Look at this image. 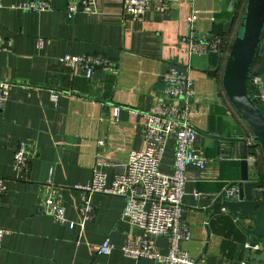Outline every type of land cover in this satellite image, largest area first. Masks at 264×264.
<instances>
[{
    "label": "crops",
    "instance_id": "0c3cea01",
    "mask_svg": "<svg viewBox=\"0 0 264 264\" xmlns=\"http://www.w3.org/2000/svg\"><path fill=\"white\" fill-rule=\"evenodd\" d=\"M29 1H46L50 9L29 13L13 8ZM244 2L151 0L140 19L129 20L122 13V0H92L93 13L71 19L68 0H2L0 42L6 49H0V80L12 87L0 108V177L7 188L0 198V228L7 232L0 264H152L119 250L124 242L144 237L120 218L123 200L101 194L85 197L74 186L90 181L96 158L106 163L100 170L109 183L118 172L114 165L124 164L130 151L144 149L142 115L163 101L162 75L170 66L186 65L192 90L186 120L196 135L190 148L204 164L201 170H185L179 218L189 239L179 247L196 264H264L246 257L264 255V243L243 231L251 228L253 218L211 209L238 175L236 147H231V157L221 154L219 138L229 137L234 124L244 135L249 133L220 84ZM189 17L195 35L219 37V53H186L178 40L190 31ZM65 55H97L113 67L95 68L85 78L80 68L59 62ZM250 89L254 95L257 88ZM51 93L57 95L54 103ZM113 107L119 109L116 120ZM20 142L26 144L29 167L17 173L13 154ZM172 153L169 138L159 162L161 172L171 171ZM253 173L248 166V177ZM47 184L55 188L73 228L41 212ZM84 199L92 212L87 222H81L78 213ZM104 239L113 250L106 257L96 256L94 248ZM148 240L165 254V238Z\"/></svg>",
    "mask_w": 264,
    "mask_h": 264
},
{
    "label": "built area",
    "instance_id": "2783aa9c",
    "mask_svg": "<svg viewBox=\"0 0 264 264\" xmlns=\"http://www.w3.org/2000/svg\"><path fill=\"white\" fill-rule=\"evenodd\" d=\"M151 0H122V13L129 20H138L146 12ZM13 8L29 13L45 12L50 9L46 1H29ZM2 0H0V11ZM162 4L158 2V10ZM93 13L92 0H68L66 14L71 19L76 14ZM189 23V32L179 38V43L184 45L188 55H206L220 52L221 41L214 35L199 36L193 33L194 19H186ZM38 42V47L42 46ZM0 49L3 48L0 42ZM59 62L67 68H80L85 78H89L95 68L111 69L113 64L97 55L72 56L65 55ZM185 70V71H182ZM187 65L183 69L170 66L162 75L164 85V99L153 106L152 110L143 114L142 151H130L126 162L117 166L109 183L105 174L100 170L106 163L96 158L92 169L91 179L87 184L76 185L74 189L81 192L82 196L101 194L119 197L123 200L120 218L130 226L141 230L144 237L138 241H126L120 247V252L131 259H146L152 264H196L187 252L179 247L180 242L188 241L189 232L180 222L179 209L183 188L186 182L185 170L187 166L201 170L203 158L191 150V144L196 140L195 132L186 120L187 102L192 96L191 81L188 76ZM257 79L251 75L248 80L249 87H256V93L251 95L252 101L259 107L262 105L263 94L258 90ZM12 84L0 80V108L6 102ZM57 95L51 93L50 99L54 103ZM118 107L111 108V116L116 120ZM173 141L172 165L169 173L159 170V162L164 152L166 140ZM249 164L260 160L257 143L249 132L244 135ZM101 146L102 141L96 142ZM26 144H17L13 154V170L17 173L26 172L29 167ZM5 181L0 177V198L6 193ZM198 196V194H194ZM40 210L54 218V220L69 229L74 227V222L65 218L62 204L57 200L55 188L46 185V192L40 201ZM81 222L90 220L92 212L87 199L82 200L79 208ZM7 232L0 228L1 243ZM149 236L163 237L167 243L165 254L158 253ZM255 248V247H254ZM113 250V245L107 240H102L94 248L96 256L106 257Z\"/></svg>",
    "mask_w": 264,
    "mask_h": 264
},
{
    "label": "water",
    "instance_id": "95a60500",
    "mask_svg": "<svg viewBox=\"0 0 264 264\" xmlns=\"http://www.w3.org/2000/svg\"><path fill=\"white\" fill-rule=\"evenodd\" d=\"M260 51V52H259ZM257 64L254 66V58ZM252 71L257 79L258 90L264 96V0H245L235 37L230 46L220 77L223 94L252 134L257 143L264 169V115L246 92V80ZM264 106V98L262 101ZM228 157L231 147L237 150V181L227 184L216 196L211 209H222L226 214L252 217L249 229H243L248 237H256L264 243V189L254 187L258 180L257 163H248L244 133L238 125L229 127V137L219 138ZM248 166L254 172L248 177ZM255 262L263 261L264 255L246 256Z\"/></svg>",
    "mask_w": 264,
    "mask_h": 264
},
{
    "label": "trees",
    "instance_id": "16d2710c",
    "mask_svg": "<svg viewBox=\"0 0 264 264\" xmlns=\"http://www.w3.org/2000/svg\"><path fill=\"white\" fill-rule=\"evenodd\" d=\"M244 3H243V8H244ZM242 12H243V9H242ZM241 15H242V13H241ZM240 18H241V16H240ZM239 22H240V19H239ZM253 63H254V66H256V64H257V56H256V58H254V62ZM251 75H253L252 71L249 73V75L247 77V80H246V85H245L246 92H247V94H248V96L250 98H251V95L253 94L252 90L250 89V87L248 85V80H249ZM256 106H257V104H256ZM257 107L259 108L260 112L264 115V109L262 107H259V106H257ZM257 171H258V180H257L256 185L258 187L263 188V185H264V169H263V165H262V162H261V158H260L259 163H258Z\"/></svg>",
    "mask_w": 264,
    "mask_h": 264
}]
</instances>
